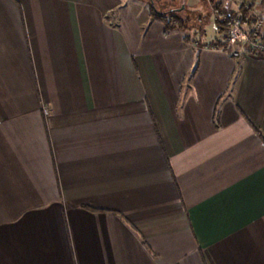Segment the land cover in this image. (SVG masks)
Returning <instances> with one entry per match:
<instances>
[{
	"label": "crops",
	"instance_id": "obj_1",
	"mask_svg": "<svg viewBox=\"0 0 264 264\" xmlns=\"http://www.w3.org/2000/svg\"><path fill=\"white\" fill-rule=\"evenodd\" d=\"M143 1L0 0V264H264V57Z\"/></svg>",
	"mask_w": 264,
	"mask_h": 264
},
{
	"label": "built area",
	"instance_id": "obj_2",
	"mask_svg": "<svg viewBox=\"0 0 264 264\" xmlns=\"http://www.w3.org/2000/svg\"><path fill=\"white\" fill-rule=\"evenodd\" d=\"M257 2L259 0L245 1L243 9L248 11L247 16L242 10L225 9L217 12L221 21L229 27L218 39L203 42L201 47L221 50L238 60L253 55L264 57V7L262 11H256L255 6L259 5Z\"/></svg>",
	"mask_w": 264,
	"mask_h": 264
},
{
	"label": "rangeland",
	"instance_id": "obj_3",
	"mask_svg": "<svg viewBox=\"0 0 264 264\" xmlns=\"http://www.w3.org/2000/svg\"><path fill=\"white\" fill-rule=\"evenodd\" d=\"M133 1V0H131ZM143 1V0H142ZM185 1L179 7L182 11L179 13L181 14L182 18L188 20L187 26L190 27V30H193V34L200 30L198 26L203 24L204 33L207 37H211L213 34H216V21H215V12L213 11V6L217 7L220 5L221 8L231 7L233 0H183ZM144 4L146 8H148V12L151 14L150 11V0H144ZM155 8L158 10H164L161 5H156V0H153ZM159 7V8H158ZM184 7V9H182ZM160 9L158 11H160ZM222 11V10H221ZM167 12V11H166ZM220 12V11H219ZM176 14H179L175 12ZM201 14L205 16V19H199L198 15ZM209 40L214 39L208 38ZM213 41V40H212ZM211 42V41H206ZM202 46V44H200Z\"/></svg>",
	"mask_w": 264,
	"mask_h": 264
},
{
	"label": "trees",
	"instance_id": "obj_4",
	"mask_svg": "<svg viewBox=\"0 0 264 264\" xmlns=\"http://www.w3.org/2000/svg\"><path fill=\"white\" fill-rule=\"evenodd\" d=\"M247 1V0H246ZM244 5H242L240 7V11L242 10L243 13L247 16L248 15V11L243 9ZM150 11H151V16L154 18H157L158 20H160L164 25H165V29L167 34L168 33H172L175 31H181L185 34V38L189 41V42H193L194 39L193 36V30H190V27L187 26L188 20H185L181 17L180 14H176L175 12H160L155 8L154 2H152L150 0ZM217 11H221L220 9H217ZM216 14L215 16V21H216V25H217V34H216V39H218L220 37V35L226 31L229 27V25L227 23H224L223 21H221V19L219 18L218 13H214ZM201 36L202 34L205 35L204 31L201 33H199ZM198 40V38H197Z\"/></svg>",
	"mask_w": 264,
	"mask_h": 264
},
{
	"label": "water",
	"instance_id": "obj_5",
	"mask_svg": "<svg viewBox=\"0 0 264 264\" xmlns=\"http://www.w3.org/2000/svg\"><path fill=\"white\" fill-rule=\"evenodd\" d=\"M151 1L153 2V0H151ZM182 9H184V7H183ZM180 11H182V10H181V9H178V10H177V12H180Z\"/></svg>",
	"mask_w": 264,
	"mask_h": 264
}]
</instances>
